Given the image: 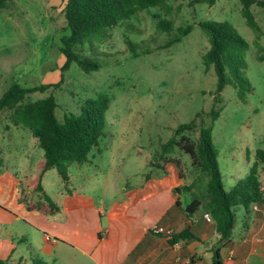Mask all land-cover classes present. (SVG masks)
<instances>
[{"label": "rangeland", "instance_id": "1", "mask_svg": "<svg viewBox=\"0 0 264 264\" xmlns=\"http://www.w3.org/2000/svg\"><path fill=\"white\" fill-rule=\"evenodd\" d=\"M187 3L170 0L163 7H149L106 35L86 40L83 53L101 63V67L85 72L76 63L62 70L65 57L61 37L69 33L64 15L66 0H10L0 12V96L15 83L23 87L56 84L45 92L30 93L27 100L53 94L58 104L56 116L62 121L67 114L79 113L85 100L107 94L110 102L104 114L105 136L99 149L94 147L89 153V157L97 158L100 179L113 174L112 181L117 182V177L124 180L130 176L131 184L161 166L170 171L173 163L165 162L164 156L169 160L177 158L182 172L190 175L184 182L196 180L197 194L186 193L183 199L187 202L205 191L206 179H200L189 155L178 148L161 155L160 145L173 136L180 124L202 115L206 125L212 127L217 162L224 189L228 191L248 174L256 161V149L264 148V8L256 4L250 8L258 26L256 32L247 25L240 0H216L211 6ZM159 20L169 21L170 29H158ZM204 21H226L248 42L244 77L252 91L246 92L245 101H241L237 90L226 85L218 106L222 109L214 121L207 114L213 105L217 76L213 66L205 69L202 60L210 48L208 37L199 26ZM188 24L193 26L192 30L169 45L179 28ZM128 40L135 44L134 51ZM9 114L7 110L0 113V205L10 208L12 214L30 216L32 212L27 207L36 212L39 205L47 206L35 190L44 153L38 139L27 128L14 126ZM197 135L193 133L194 137ZM77 168L76 163L70 164L69 173ZM258 169L264 192V164L258 163ZM41 180L45 191L55 198H60L62 186V190L66 189V182L55 168L47 170ZM16 187L21 189L20 197ZM83 187L93 191L95 186ZM261 206L264 211V205L254 204L249 213L242 206L234 208L233 239H241L247 214ZM262 220L263 224L256 227L262 225V230L252 237L258 248L264 246V214ZM8 227L10 234L23 240L19 245L25 248V263L32 264V258L45 262L38 248L44 232L22 217L9 222Z\"/></svg>", "mask_w": 264, "mask_h": 264}, {"label": "trees", "instance_id": "2", "mask_svg": "<svg viewBox=\"0 0 264 264\" xmlns=\"http://www.w3.org/2000/svg\"><path fill=\"white\" fill-rule=\"evenodd\" d=\"M10 0H0V12ZM170 0H66L64 15L69 33L61 37V51L65 57L62 70H67L72 63H76L85 72L98 70L101 63L89 58L82 51L84 42L88 39L99 38L106 35L109 30L127 21L133 15L149 7L165 6ZM189 6L197 3L213 5L216 0H182ZM241 12L246 23L256 32L258 26L250 10L252 4L264 8V0H240ZM128 25V24H127ZM130 26V25H129ZM199 26L208 37L210 48L203 54L202 60L205 69L212 66L217 76L214 101L208 116L216 120L222 107L221 91L226 85H232L237 90L238 98L245 101V93L252 91L250 82L244 77L246 69L245 51L248 42L226 21H204ZM157 27L160 30L170 29V22L159 20ZM193 26L191 24L179 28L168 44L180 41ZM131 50L135 44L127 41ZM56 84H41L33 87H23L12 84L0 96V113L10 111L9 119L14 126L27 128L31 135L38 139L44 153V165L40 174L36 190L44 201L50 213L59 210L58 205L44 191L41 185L42 175L49 169L55 168L63 181L69 180L68 168L72 163H85L88 161L92 148L99 145L105 136L104 114L109 107L110 98L100 93L95 98L85 100L79 113H70L60 121L56 116L58 106L56 97L49 94L34 101H28L30 93L45 92ZM200 119V120H199ZM197 120L199 122L197 123ZM202 115L189 123L180 124L166 142L160 145L161 155L173 152L178 148L189 155L191 165L206 179V189L197 195L184 209L190 216L199 209H204L214 223L219 235V243L224 246L232 242V233L235 225L236 206H242L249 213L250 206L264 205V192L261 190V180L258 163L264 164V148L255 151L256 161L252 164L248 174L238 179L228 191L224 189L222 175L217 162V150L213 144L212 127L206 125ZM197 132L196 137L193 133ZM165 162L172 161L182 176L181 161L177 158L169 160L164 156ZM0 166L2 160L0 159ZM162 167V166H161ZM183 177V176H182ZM196 186V180L189 185L176 187L175 191L190 190ZM43 203L40 202V204ZM179 204V201H177ZM246 213V214H247ZM246 226V222L244 223ZM194 238L188 230L173 234L172 239ZM219 258L218 253H216ZM213 264H221L217 259ZM32 264L46 263L32 258ZM0 264H10L8 260L0 259Z\"/></svg>", "mask_w": 264, "mask_h": 264}, {"label": "crops", "instance_id": "3", "mask_svg": "<svg viewBox=\"0 0 264 264\" xmlns=\"http://www.w3.org/2000/svg\"><path fill=\"white\" fill-rule=\"evenodd\" d=\"M95 148L99 149V145ZM96 159L93 155L88 156L85 163H76L78 168L73 174L68 168L69 180L66 189L61 187L60 198L49 195L41 180L44 191L59 207L55 213H50L46 205H39L36 212L27 207L32 215L18 216L0 205V259L28 264L24 262L25 248L19 245L23 240L10 234L8 227L9 222L22 217L44 232V240L39 242L38 248L46 263L213 264L218 253L221 264H264V246L258 248L252 238L262 230V225L256 229L261 222L263 224L262 206L253 214H247L241 239L232 238L231 243L222 246L214 223L204 209L190 216L184 211L194 198L187 202L183 196L194 194L195 187L180 193L175 189L191 184L194 179L184 182L190 175L182 173L180 177L173 165L170 171L161 167L131 184L130 176L124 180L117 177V182H113L115 175L107 174V178L101 180ZM72 183L77 186L72 188ZM90 184L95 186L93 191L83 187ZM96 189L99 190L96 192ZM18 195L21 196V189ZM154 225L173 234L188 230L194 238L173 240L172 236L152 232Z\"/></svg>", "mask_w": 264, "mask_h": 264}, {"label": "built area", "instance_id": "4", "mask_svg": "<svg viewBox=\"0 0 264 264\" xmlns=\"http://www.w3.org/2000/svg\"><path fill=\"white\" fill-rule=\"evenodd\" d=\"M207 217L210 218L209 215H207ZM152 232H154V233H164L167 236H172L173 235L171 230H166L163 227H160V226H157V225H154L152 227Z\"/></svg>", "mask_w": 264, "mask_h": 264}]
</instances>
